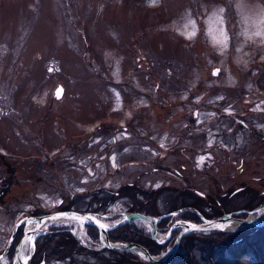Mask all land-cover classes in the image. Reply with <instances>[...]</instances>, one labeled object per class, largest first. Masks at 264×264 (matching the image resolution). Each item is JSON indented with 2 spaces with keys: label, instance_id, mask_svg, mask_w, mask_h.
<instances>
[{
  "label": "rangeland",
  "instance_id": "obj_1",
  "mask_svg": "<svg viewBox=\"0 0 264 264\" xmlns=\"http://www.w3.org/2000/svg\"><path fill=\"white\" fill-rule=\"evenodd\" d=\"M10 177L1 254L20 219L59 211L74 192L162 188L157 217L183 202L209 216L264 203V0H0V184ZM129 202L116 200L105 221ZM73 226L81 246L104 249L100 234ZM185 237L161 264H211L233 241ZM128 251L74 257L157 264Z\"/></svg>",
  "mask_w": 264,
  "mask_h": 264
},
{
  "label": "trees",
  "instance_id": "obj_2",
  "mask_svg": "<svg viewBox=\"0 0 264 264\" xmlns=\"http://www.w3.org/2000/svg\"><path fill=\"white\" fill-rule=\"evenodd\" d=\"M13 178H8L7 181H3L0 184V203L4 202L6 199V195L8 194L10 184L12 183ZM11 182V183H10ZM162 188L152 189L150 191H144L137 186V184H125L124 186L118 187L115 190L105 191L104 195L95 194L92 200H84L83 197L86 196L83 192H74L68 196L67 199H64L62 204H60V210H77L79 212H91V213H101L105 214L108 212H114L112 209V205L115 204V201L118 199H126L129 197V211L133 212H143L149 213L152 215H156L157 212L151 210L152 205L155 200L160 197ZM190 191V189H189ZM177 193L180 194V190H177ZM190 195L189 193H187ZM203 196V195H202ZM205 196V195H204ZM208 198V197H207ZM83 199V200H82ZM204 199V198H203ZM201 198V200H203ZM200 200V201H201ZM132 201V202H131ZM170 200H168L169 202ZM196 202H183L180 206H171L168 212H172L173 209L180 208H196ZM151 207V208H150ZM175 207V208H173ZM171 210V211H170ZM200 212H196L195 210L190 209L189 211H182L177 216H169L163 218L159 222V229L162 231H167L170 229V226L176 221L180 219H184L186 221H194L199 222L201 214H204L205 217H219L222 216L224 211H216L212 215H208L204 212L203 209H199ZM167 214V213H165ZM37 215V214H36ZM118 217L119 215L116 214ZM115 216V217H116ZM245 216V214L243 215ZM142 223V224H138ZM89 235H91L93 240H97L100 235L98 233V229L95 227L88 226ZM264 227H255L251 229H240L234 231H213L209 234L202 233L197 235L196 233H192V235H187L185 240L187 239L192 244L196 236L200 237V241L204 243H208L209 245H213L217 243L221 237L224 235H230L233 238L231 243H225L223 246L225 247L223 254L221 257L215 259L213 248H211L207 253L205 261L208 262V259H212L211 264H236V262H240L243 257L248 256L252 259L255 264H264ZM151 229L143 224V222H132L128 223L126 226L118 227L115 230L109 232L110 240L112 242L121 241L122 243L134 242L137 244H141L145 247L149 253L153 255H157L164 248H170L174 243L178 236L179 231H174L171 235L170 240L166 241V243H158L154 241L151 237ZM24 234V225L22 224L16 235L14 236V240L12 241L10 247L7 249V257L9 260V264H13L14 255L16 252V247L21 241V237ZM184 240V241H185ZM193 245V244H192ZM36 250L32 257L30 264H47L48 261L61 260L64 258H72L69 264H88V260L86 261H78L75 260L74 254L75 251H79V254H84L89 252L90 254L97 255L100 251H109L112 253H121L126 254L127 251H116L112 249H93L90 246L83 247L80 244L77 236L73 235L72 228L68 226L62 227H53L50 233L42 234V236L38 237L36 241ZM5 249V250H6ZM4 251V250H3ZM209 263V262H208ZM0 264H3L1 253H0ZM107 264H110L109 262Z\"/></svg>",
  "mask_w": 264,
  "mask_h": 264
},
{
  "label": "water",
  "instance_id": "obj_3",
  "mask_svg": "<svg viewBox=\"0 0 264 264\" xmlns=\"http://www.w3.org/2000/svg\"><path fill=\"white\" fill-rule=\"evenodd\" d=\"M65 92V87H63L62 85H58L57 89L55 90V98L58 99H62L63 95ZM264 210V203L260 204L259 206L255 207L253 210H249V209H244V210H238V211H233V212H229V213H225L223 214L222 217L219 218H207L203 215H201V222H194V221H185V220H178L182 225H186V224H195L197 226L198 229H206V230H188L187 232L182 231L181 228L176 227V223L178 221H176L171 227L170 229L167 231V235L164 238H159V232H158V225L161 219L169 217V216H175L178 215L181 211H186L183 208H181L179 210V212L177 211H172L169 212L167 214H161L158 217L157 216H153L151 214H145L143 212H133V211H125V212H120L118 213V217L116 219L115 222L109 223L107 221H105L106 218L108 217H113L112 215H110L109 213H105V214H101V213H91V212H79L77 210H59V211H54L52 213H47V214H41L40 216H29V217H25L20 219L19 222H17V224L15 225V229L11 235V240L10 243L7 247V249L10 247L12 241L14 240V236L16 235L19 227L24 224V234L21 237V241L19 242V244L16 247V252L14 255V262L13 264H22L23 260L25 258H28V264H30L32 257L35 253L36 250V241L38 239L39 236H41L42 234H46V233H50V231H46V232H42V234H34V229H35V225L34 228H30L28 227L29 224L32 223V220H39V221H44L47 218H50L52 216L55 215H59V214H69V215H77V216H83L85 219H99L102 222V227L107 228L108 231L106 233V235L104 236V246L102 248H109L112 250H116V251H128V250H136V251H142L143 254H145V256L147 257V259L149 261H152L154 263L157 264H161V263H168L169 261H171V259L177 254L176 252L178 251L180 245H181V239L184 236H187L189 234H192V232H198V233H202V232H213V231H234L237 229H251V228H255V227H263L264 226V218H261L259 216L260 212H262ZM239 214H246L245 217H239L237 215ZM231 217V224H229V218ZM144 222L145 224H149L151 227V237L154 241L158 242V243H166V241H168L172 235V233L174 232V230L179 229L181 232L178 234L177 238H176V243L173 246L171 252H169V254L166 257H157L151 253H149V251L143 247L141 244H137L134 242H128V243H114L110 240V234L109 232L112 230L117 229L118 227H122V226H126L128 223H132V222ZM212 223H218V224H222L224 230H218V229H213L211 227ZM237 224V225H234ZM87 226H91V227H96L98 229L99 234L101 235V230L98 228V226L89 221L86 223ZM234 225V227H233ZM233 227V228H232ZM35 240V246L34 249L32 248V245L29 243V241L31 239ZM29 244L31 247V252L29 254H25V245ZM6 249V251L4 253L1 254V257H3L8 250Z\"/></svg>",
  "mask_w": 264,
  "mask_h": 264
},
{
  "label": "snow or ice",
  "instance_id": "obj_4",
  "mask_svg": "<svg viewBox=\"0 0 264 264\" xmlns=\"http://www.w3.org/2000/svg\"><path fill=\"white\" fill-rule=\"evenodd\" d=\"M93 222L95 223L98 228L101 230V241L103 242L104 236L106 235L108 229L102 227V222L99 219H85L83 216H77V215H69V214H59V215H55L52 216L50 218H47L44 221H39V220H32V225H35V229H34V233H39L42 226H46L49 222H61L64 224V226H68L71 227L73 230V234H75L76 232V228L73 226V222L78 223L81 227H84L86 225L87 222ZM229 224H231V217L229 218ZM176 227H179L182 229V231L187 232L188 230H206V229H198L197 226L195 224H186V225H182L179 221L176 223L175 225ZM211 227L213 229H218V230H224L223 225L222 224H218V223H212ZM29 243L32 245V248L34 249L35 246V240L34 238L31 239L29 241ZM22 264H28V258H25L22 262Z\"/></svg>",
  "mask_w": 264,
  "mask_h": 264
},
{
  "label": "bare ground",
  "instance_id": "obj_5",
  "mask_svg": "<svg viewBox=\"0 0 264 264\" xmlns=\"http://www.w3.org/2000/svg\"><path fill=\"white\" fill-rule=\"evenodd\" d=\"M260 217H261V218H264V213H262V214L260 215ZM58 223H61V222H49L46 226H42L40 232H39V233H36V234H42V232H46V231H48V230H49L54 224H58ZM234 225H237V224H234ZM234 225H233V227H234ZM28 227H30V228H31V227L34 228V224L32 225V223H31V224H29ZM233 227H232V228H233ZM24 249H25V254H28L29 244H26L25 247H24Z\"/></svg>",
  "mask_w": 264,
  "mask_h": 264
},
{
  "label": "flooded vegetation",
  "instance_id": "obj_6",
  "mask_svg": "<svg viewBox=\"0 0 264 264\" xmlns=\"http://www.w3.org/2000/svg\"><path fill=\"white\" fill-rule=\"evenodd\" d=\"M186 211H187V210H186ZM233 211H238V210H233ZM233 211H232V212H233ZM225 213H228V212H225ZM225 213H224V214H225ZM145 214H146V213H145ZM175 216H176V215H175ZM222 216H223V215H222ZM237 216H239V217H244L242 214H239V215H237ZM245 216H246V215H245ZM219 217H221V216H219ZM219 217H212V218H219ZM200 218H201V216H200ZM208 218H209V217H208ZM212 218H210V219H212ZM161 220H162V219H161ZM180 220H184V219H180ZM176 221H178V220H176ZM176 221H175V222H176ZM185 221H186V220H185ZM140 222H141V221H140ZM175 222H174V223H175ZM199 222H201V221H199ZM174 223H173V224H174ZM173 224H172V225H173ZM172 225H171V226H172ZM171 226H170V227H171ZM158 227H159V225H158ZM174 231H175V230H174ZM176 231H179V229H176ZM180 232H181V231H179V233H180ZM167 233H168V232H167Z\"/></svg>",
  "mask_w": 264,
  "mask_h": 264
}]
</instances>
